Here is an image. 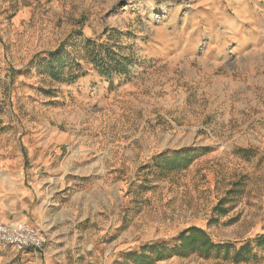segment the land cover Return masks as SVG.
<instances>
[{
    "label": "rangeland",
    "instance_id": "374dc122",
    "mask_svg": "<svg viewBox=\"0 0 264 264\" xmlns=\"http://www.w3.org/2000/svg\"><path fill=\"white\" fill-rule=\"evenodd\" d=\"M5 162L45 245L0 264H144L190 227L232 248L152 264H264V0H0Z\"/></svg>",
    "mask_w": 264,
    "mask_h": 264
},
{
    "label": "crops",
    "instance_id": "0c3cea01",
    "mask_svg": "<svg viewBox=\"0 0 264 264\" xmlns=\"http://www.w3.org/2000/svg\"><path fill=\"white\" fill-rule=\"evenodd\" d=\"M15 164L5 162L0 166V223L29 222L40 229L37 225L38 185L30 176L27 177L21 164ZM26 251L31 255L37 254L32 249Z\"/></svg>",
    "mask_w": 264,
    "mask_h": 264
},
{
    "label": "trees",
    "instance_id": "16d2710c",
    "mask_svg": "<svg viewBox=\"0 0 264 264\" xmlns=\"http://www.w3.org/2000/svg\"><path fill=\"white\" fill-rule=\"evenodd\" d=\"M62 45L63 44H61L55 51L51 52L50 55H57L60 52ZM114 58L115 59L110 60L109 65L111 68L117 70L121 63L116 56ZM262 237L264 236L259 238ZM247 245L248 244H245L240 247L239 250L235 251V254L233 255V260L235 262L247 260L246 253H244L247 249ZM231 248L232 246L230 244H214L203 230L196 227H190L179 234L178 244L173 248L153 244L145 246L142 249L141 254H130V257L131 260L136 263L141 261L144 262V264H152L154 261H160L173 255L185 256L194 250H197L199 254L204 257H209L212 254L217 255L220 251L224 254H228L229 249ZM146 251L151 253L147 254Z\"/></svg>",
    "mask_w": 264,
    "mask_h": 264
},
{
    "label": "built area",
    "instance_id": "2783aa9c",
    "mask_svg": "<svg viewBox=\"0 0 264 264\" xmlns=\"http://www.w3.org/2000/svg\"><path fill=\"white\" fill-rule=\"evenodd\" d=\"M44 245V236L37 226L21 221L0 223V246L41 252Z\"/></svg>",
    "mask_w": 264,
    "mask_h": 264
}]
</instances>
